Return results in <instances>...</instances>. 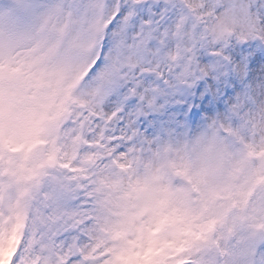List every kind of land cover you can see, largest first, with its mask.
<instances>
[{
  "label": "snow or ice",
  "instance_id": "obj_1",
  "mask_svg": "<svg viewBox=\"0 0 264 264\" xmlns=\"http://www.w3.org/2000/svg\"><path fill=\"white\" fill-rule=\"evenodd\" d=\"M213 258L264 264V0H0V264Z\"/></svg>",
  "mask_w": 264,
  "mask_h": 264
},
{
  "label": "rangeland",
  "instance_id": "obj_2",
  "mask_svg": "<svg viewBox=\"0 0 264 264\" xmlns=\"http://www.w3.org/2000/svg\"><path fill=\"white\" fill-rule=\"evenodd\" d=\"M224 237L221 235V236H218L213 242H212V245L215 249H217L220 254L222 255L224 253V249L223 247H221L220 245V241L223 240ZM209 264H215V261H214V258L213 260L209 261Z\"/></svg>",
  "mask_w": 264,
  "mask_h": 264
}]
</instances>
